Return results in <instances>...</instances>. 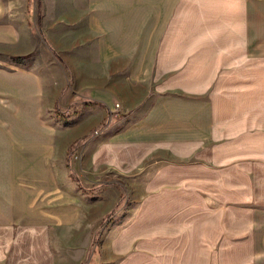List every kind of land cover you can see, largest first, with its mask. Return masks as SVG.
<instances>
[{
	"label": "crops",
	"instance_id": "crops-1",
	"mask_svg": "<svg viewBox=\"0 0 264 264\" xmlns=\"http://www.w3.org/2000/svg\"><path fill=\"white\" fill-rule=\"evenodd\" d=\"M38 52L69 72L71 100L45 88ZM76 98L94 113L78 132L96 128L103 150L210 145L217 196L247 215L230 264H264V0H0V264L26 260L14 228L41 233L78 217L57 158L74 140L62 116L45 117ZM174 241L153 264H209L206 236Z\"/></svg>",
	"mask_w": 264,
	"mask_h": 264
},
{
	"label": "rangeland",
	"instance_id": "rangeland-1",
	"mask_svg": "<svg viewBox=\"0 0 264 264\" xmlns=\"http://www.w3.org/2000/svg\"><path fill=\"white\" fill-rule=\"evenodd\" d=\"M41 55L38 52L37 71L45 88L59 91L63 86L62 96L71 100L69 72L49 54ZM87 109L86 100L76 98L66 111L56 107L53 115L45 114L49 122H54L55 114L62 116V136L74 140L63 158H57L63 189L76 196L65 191L64 203L75 200L78 217L41 233L15 228L9 232L8 237L27 244L24 264H153L159 246H173L174 238L184 232L196 240L200 234L207 237L209 264H230L232 234L246 232L247 215L233 212L232 199L225 193L217 196L212 147L141 145L103 150L95 138L96 128L86 135L78 132L79 124L94 115ZM108 159L110 167L104 164ZM255 204L264 205V198H256ZM59 215L70 222L75 211L64 204ZM177 222H202L207 228L175 229ZM217 223L223 230L216 228Z\"/></svg>",
	"mask_w": 264,
	"mask_h": 264
},
{
	"label": "trees",
	"instance_id": "trees-1",
	"mask_svg": "<svg viewBox=\"0 0 264 264\" xmlns=\"http://www.w3.org/2000/svg\"><path fill=\"white\" fill-rule=\"evenodd\" d=\"M38 22H40V15H38Z\"/></svg>",
	"mask_w": 264,
	"mask_h": 264
},
{
	"label": "built area",
	"instance_id": "built-area-1",
	"mask_svg": "<svg viewBox=\"0 0 264 264\" xmlns=\"http://www.w3.org/2000/svg\"><path fill=\"white\" fill-rule=\"evenodd\" d=\"M116 109H118L119 107L115 106Z\"/></svg>",
	"mask_w": 264,
	"mask_h": 264
},
{
	"label": "bare ground",
	"instance_id": "bare-ground-1",
	"mask_svg": "<svg viewBox=\"0 0 264 264\" xmlns=\"http://www.w3.org/2000/svg\"><path fill=\"white\" fill-rule=\"evenodd\" d=\"M117 106V105H116ZM118 107V106H117Z\"/></svg>",
	"mask_w": 264,
	"mask_h": 264
}]
</instances>
